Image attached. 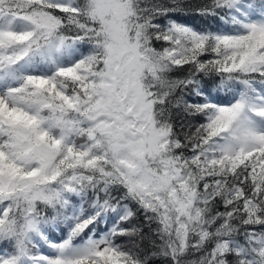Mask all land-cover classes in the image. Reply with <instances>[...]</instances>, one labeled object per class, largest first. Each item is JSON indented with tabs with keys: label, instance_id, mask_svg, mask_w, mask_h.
<instances>
[{
	"label": "snow or ice",
	"instance_id": "1",
	"mask_svg": "<svg viewBox=\"0 0 264 264\" xmlns=\"http://www.w3.org/2000/svg\"><path fill=\"white\" fill-rule=\"evenodd\" d=\"M0 264H264V0H0Z\"/></svg>",
	"mask_w": 264,
	"mask_h": 264
},
{
	"label": "trees",
	"instance_id": "2",
	"mask_svg": "<svg viewBox=\"0 0 264 264\" xmlns=\"http://www.w3.org/2000/svg\"><path fill=\"white\" fill-rule=\"evenodd\" d=\"M185 2L194 6L195 4L201 2V0H185ZM181 18L183 19L184 22H186L187 24H189V25H191V26H193V27H195L197 29H212V30H216L217 27H218V22L217 21H215V20H213L211 18H204V17L197 16L195 14V12L192 11L191 9H189L185 14H182ZM220 95L222 97H226L228 94L225 93V92H221ZM177 126L179 127V120L177 121ZM142 221H143V217L141 215V216H138L134 220V223L137 226H141V227H145L146 228V225H143ZM61 234H64V233L55 232V233H53V238L58 240L60 238Z\"/></svg>",
	"mask_w": 264,
	"mask_h": 264
},
{
	"label": "rangeland",
	"instance_id": "3",
	"mask_svg": "<svg viewBox=\"0 0 264 264\" xmlns=\"http://www.w3.org/2000/svg\"><path fill=\"white\" fill-rule=\"evenodd\" d=\"M118 242L119 243H124V244H127L128 243V241H127L126 238H121Z\"/></svg>",
	"mask_w": 264,
	"mask_h": 264
}]
</instances>
